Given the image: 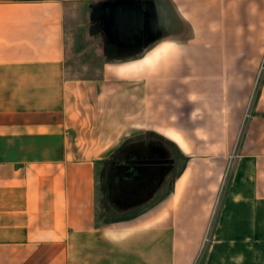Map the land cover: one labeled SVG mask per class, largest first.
Segmentation results:
<instances>
[{"label":"crops","instance_id":"obj_1","mask_svg":"<svg viewBox=\"0 0 264 264\" xmlns=\"http://www.w3.org/2000/svg\"><path fill=\"white\" fill-rule=\"evenodd\" d=\"M96 1L0 0V264H264V0H164L148 46L172 35L186 55L124 87L66 72L73 41L143 49L91 31ZM138 132L187 159L158 203L105 222L101 162Z\"/></svg>","mask_w":264,"mask_h":264},{"label":"water","instance_id":"obj_2","mask_svg":"<svg viewBox=\"0 0 264 264\" xmlns=\"http://www.w3.org/2000/svg\"><path fill=\"white\" fill-rule=\"evenodd\" d=\"M163 6L164 0H97L89 5V20L104 42H117L119 50L134 46L128 45V41L142 39L145 43L137 47L145 48L165 28L166 13ZM125 142L122 140L113 150L118 152L119 160L115 171L109 173V185L118 190L120 197L117 198H124V201L116 200L122 210L136 205L134 201H138L139 196L143 197L142 203L151 197L158 182L157 176L168 171V168L153 163L152 154L169 151L164 148L162 141L154 137L146 138L144 132L133 134L131 140ZM128 150L133 151L136 157L146 153L147 157L152 158L148 161L141 158L128 160L124 156ZM130 199L132 203L125 202Z\"/></svg>","mask_w":264,"mask_h":264},{"label":"flooded vegetation","instance_id":"obj_3","mask_svg":"<svg viewBox=\"0 0 264 264\" xmlns=\"http://www.w3.org/2000/svg\"><path fill=\"white\" fill-rule=\"evenodd\" d=\"M94 30L95 29L93 28L91 29V31ZM106 46H109L111 48L113 59L126 57V56H115L119 54L118 52L120 51H116L115 48H113L110 45H106ZM104 55L108 56V54L105 53ZM144 134L146 138L154 137L156 139H159L160 141L163 142L162 144L164 145V148L169 150V151L166 150L162 153L159 152L152 154L153 163L156 166H164L168 168V171L165 170L166 173L164 172L162 176L160 175L157 176V181H158L157 185L155 186L154 191L151 193L152 194L151 197H149L147 201L142 203L141 200L143 199V197L139 196L140 199L138 201H134L137 202L134 203L136 205H133L129 209L122 210L121 209L122 207H120L121 204L117 203L116 200L121 199V201H124V198H117L120 197L118 196V190L113 188V186L111 188V186L109 185V173L115 171V165L119 160L118 152L112 151L110 155L101 162V168L98 176L99 185H100L98 208L100 210V214L102 218H117L118 220H123L127 218H133L141 214L144 210L148 209L149 207H152L153 205L159 202V200L164 196L165 192L169 190L170 187L172 186L175 175L182 168L183 166L182 154L179 151L178 147L173 142H170L165 138L153 133L144 132ZM131 136H128L123 140L129 142L131 140ZM124 156L125 159L128 160L141 158L148 161L150 160V158H152V157H147L146 153H141L139 157H136L134 156L133 151L130 150L126 151ZM128 201H130L131 203L133 202L131 201V199L125 202L128 203Z\"/></svg>","mask_w":264,"mask_h":264},{"label":"clouds","instance_id":"obj_4","mask_svg":"<svg viewBox=\"0 0 264 264\" xmlns=\"http://www.w3.org/2000/svg\"><path fill=\"white\" fill-rule=\"evenodd\" d=\"M186 55L181 41L172 35L164 36L139 53L127 58H116L104 64V70L117 80L140 82L167 73ZM195 99V96L191 97Z\"/></svg>","mask_w":264,"mask_h":264},{"label":"rangeland","instance_id":"obj_5","mask_svg":"<svg viewBox=\"0 0 264 264\" xmlns=\"http://www.w3.org/2000/svg\"><path fill=\"white\" fill-rule=\"evenodd\" d=\"M72 31H73L72 35L76 34V30H72ZM79 32H82V31H79ZM85 32H86V34L84 35L86 36L85 38H87V41L88 40L91 41L92 39H89L90 38L89 29L88 31L86 30ZM80 42H83V38H80V36L77 35V43L79 44ZM72 44H73L72 46L70 45V49L68 48V50L66 51V56L64 59L65 60L64 63H65L66 70H67L66 71L67 75L71 77L81 78V77L99 76L102 72V67L104 66V64L108 62V59L110 57H112V53H110L108 56H105V57L101 56L99 54L101 52L99 51V47L97 45H91V43L88 44L86 48L82 45L81 46L76 45V41H75V44H74V41ZM118 82L120 84V87L125 86V81L119 80ZM107 91H108V88H103L102 92L104 96L107 93ZM119 97L123 98L121 94L119 95ZM101 98L103 97L101 96L99 97L98 105H97L98 114H101V110L106 109L105 107L106 104L105 102L103 103V101H101ZM104 114L102 113V116H104ZM93 146H96V144L94 143ZM185 148L187 149L186 146ZM181 154H182L183 164H184V162L187 159V156L184 153H181ZM102 219L103 221L117 220V218H102Z\"/></svg>","mask_w":264,"mask_h":264},{"label":"trees","instance_id":"obj_6","mask_svg":"<svg viewBox=\"0 0 264 264\" xmlns=\"http://www.w3.org/2000/svg\"><path fill=\"white\" fill-rule=\"evenodd\" d=\"M107 45V44H106ZM106 45H104V53L105 54H110L111 52H112V50H111V48L109 47V46H106ZM121 53V52H120ZM125 52H123V54H124ZM118 220V219H117ZM107 221H109L110 222V220H107ZM107 221H105V222H107ZM112 221H116V220H112Z\"/></svg>","mask_w":264,"mask_h":264},{"label":"built area","instance_id":"obj_7","mask_svg":"<svg viewBox=\"0 0 264 264\" xmlns=\"http://www.w3.org/2000/svg\"><path fill=\"white\" fill-rule=\"evenodd\" d=\"M200 253H201V250H200L199 253L196 255V257H195L194 261L192 262V264H197V263H198Z\"/></svg>","mask_w":264,"mask_h":264},{"label":"bare ground","instance_id":"obj_8","mask_svg":"<svg viewBox=\"0 0 264 264\" xmlns=\"http://www.w3.org/2000/svg\"><path fill=\"white\" fill-rule=\"evenodd\" d=\"M178 143H179V145H181L182 146V148H185V144L182 142V141H178ZM186 149V148H185Z\"/></svg>","mask_w":264,"mask_h":264}]
</instances>
